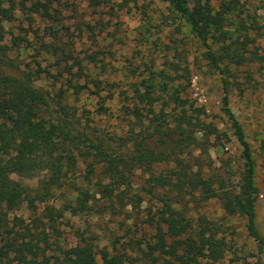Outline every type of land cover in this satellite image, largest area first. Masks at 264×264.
I'll use <instances>...</instances> for the list:
<instances>
[{
  "label": "trees",
  "instance_id": "16d2710c",
  "mask_svg": "<svg viewBox=\"0 0 264 264\" xmlns=\"http://www.w3.org/2000/svg\"><path fill=\"white\" fill-rule=\"evenodd\" d=\"M162 1L194 37L209 46L206 55L217 67L225 61L237 66L249 61L245 49L237 46L235 40L242 29H230L235 24L234 6L222 3L216 8L208 0ZM17 3L22 11L30 10L50 24L45 26L44 34L33 29L40 48L33 47L28 39L22 44L16 37L11 44L5 43V34L0 29V264H200L202 259L218 262L228 246L219 237L223 225L206 219L194 222L176 207L185 194L195 192L206 199L217 198L227 217L247 218L250 235L264 248V237L256 227L259 190L255 160L242 126L228 107V97L225 111L243 146L244 170L236 184L232 182L230 169H226L224 176L212 164L210 137L219 134L217 126L203 118L205 107H195V103L183 99L180 90L169 92L168 83L165 86L164 82L175 79L166 71H151L141 83L132 82L124 88L123 81L109 75L100 79L96 56L88 55L77 63L76 73L72 65L58 66L72 78L52 96L39 82L47 80L44 74L56 82L65 76L63 70L54 74L57 69L50 62L43 66V61L58 56L52 48L59 12L51 0ZM13 10L5 7V0H0V20L10 22ZM209 42L218 46V51ZM28 56L33 60L25 61ZM57 64L60 65V60ZM100 67L105 74L104 66ZM158 76L165 81L157 82ZM225 89L228 90L226 81ZM84 92L97 96L98 116H114L107 103H120L118 120L127 124V129L100 133L92 125L95 119L90 110L83 109L80 113L74 105ZM262 150L264 154V145ZM194 151L200 154L193 158L196 163H191L188 158L192 159ZM79 160L87 163L89 174L101 167L110 183L99 182L94 188H85L71 181L68 174L76 169ZM204 161H209V174L203 170ZM157 165L172 167L166 175L156 177L151 172ZM138 169L151 175L148 187L143 189L162 203L149 220L156 230L155 242L144 245L129 241L120 247L116 239L111 248L99 249L95 245L98 239L83 238L76 245L63 246L61 225L67 215L87 214L98 200H104L106 208L113 212L126 207L127 198L143 202L140 194L130 196L128 190L122 189L131 188V177ZM42 174L35 187L16 179H33ZM157 187L167 192L157 193ZM53 200L59 201L60 206L46 205L39 211L37 203ZM23 207L31 212L29 220L10 219L3 213ZM133 253L141 254L143 259H136Z\"/></svg>",
  "mask_w": 264,
  "mask_h": 264
},
{
  "label": "rangeland",
  "instance_id": "374dc122",
  "mask_svg": "<svg viewBox=\"0 0 264 264\" xmlns=\"http://www.w3.org/2000/svg\"><path fill=\"white\" fill-rule=\"evenodd\" d=\"M17 1L5 0V7L14 9L10 22L0 20L5 43L11 44V39L16 37L22 44L28 39L33 47L40 48L33 29L42 30L40 33L44 34L45 26L50 23L47 24L30 10L22 11ZM51 1L59 12L60 19L55 29L56 38L52 48L58 56L43 61V66L49 65L50 62V65L55 66L53 69H57L54 74L63 70L65 76L61 78V82H56L54 78L44 74L47 80L39 82V85L55 97L63 87L62 84L72 78L67 70L61 67L72 65L73 72L76 73L79 68L77 63L93 54L99 67L103 65L105 68V74L102 73L101 67L96 69L99 78L104 79V75H109L111 79L123 81L124 88L132 82L141 83L151 71H166L175 79V82H164L165 86L168 83L169 92L180 90L183 99H189L191 103H195V107H205L203 118L217 126L219 134L210 137L213 145L209 151L212 164L220 169L224 176H227L226 169H230L233 172L232 182L236 184L240 181L241 171L244 170L243 146L238 141L233 122L225 111V98L228 97V107L242 126L255 160V180L259 190L256 227L264 237V0H208L216 8L222 3L235 7V24L230 29H242L240 34L235 35V40L238 42L237 46L245 49V55L249 58V61L241 66L225 61L220 64V68L206 55L209 46L194 37L183 21L173 16L168 4L162 0ZM210 45L218 51V46L211 43ZM29 56L31 57V54ZM29 56L25 61L33 60ZM59 60L60 65L57 64ZM97 75L95 77L98 78ZM162 81L165 80L158 76L157 82ZM225 81L228 90L225 89ZM157 90L160 93L159 89ZM73 100L71 99L70 103H73ZM97 101V96L84 92L80 101L74 105L80 113L83 109L90 110L91 117L95 119L92 125L100 133L127 129L128 125L118 120L120 103H107L114 111V116H98ZM157 109H160V105ZM199 154V151H194L192 159L188 160L196 163L193 158ZM201 163L204 172L209 174V161ZM171 167L172 165L154 166L151 174L156 177L164 176ZM43 176L44 174L33 179H16L35 187ZM68 177L85 188H94L99 182L106 185L110 183L102 173L101 167L89 174L87 163L81 160L78 161L76 169L69 172ZM150 177L146 170L138 169L131 177V188H122L128 190L130 196L140 194L143 197L142 203L127 198V206L113 212L106 208L104 200H98L97 203L94 202L95 205L92 204L94 209L87 214L67 215L65 224L61 225L63 246L76 245L83 238L98 239L95 245L99 249L111 248L116 239H119L120 247L129 241L141 242L144 245L146 242L154 243L156 230L149 224V220L161 209L162 203L143 189L148 187L147 181ZM156 192L165 194L167 189L157 187ZM97 197L99 199L100 195ZM53 204L60 206L57 200L47 204L37 203L39 211L46 205ZM176 207L183 209L194 222L206 219L223 225L219 237H223L228 243L224 257L218 262L202 259L200 264H264V248L250 235L247 218L227 217L217 198L206 199L200 192H195L194 195L185 194V199L177 203ZM3 213L10 219L22 217L29 220L31 216L27 207L16 211L4 210ZM133 256L143 259L141 254L133 253Z\"/></svg>",
  "mask_w": 264,
  "mask_h": 264
}]
</instances>
